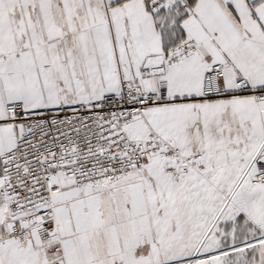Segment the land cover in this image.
Segmentation results:
<instances>
[{
  "label": "crops",
  "instance_id": "obj_1",
  "mask_svg": "<svg viewBox=\"0 0 264 264\" xmlns=\"http://www.w3.org/2000/svg\"><path fill=\"white\" fill-rule=\"evenodd\" d=\"M185 4L151 13L144 0H0V156L25 131L7 103L28 111L90 105L117 94L121 78L155 93L157 72L141 79L140 71L161 67L182 41L196 44L194 55L161 69L168 102L145 109L127 135L154 131L183 153H200L205 173L177 177L153 156L108 188L62 180L52 201L63 264H184L190 255L247 250L254 231L264 239V184L251 181L264 101L234 94L240 76L264 89V0ZM215 63L226 66L227 94L204 99ZM2 201L0 193V264L55 260L60 253L35 232L25 243L8 236Z\"/></svg>",
  "mask_w": 264,
  "mask_h": 264
},
{
  "label": "built area",
  "instance_id": "obj_2",
  "mask_svg": "<svg viewBox=\"0 0 264 264\" xmlns=\"http://www.w3.org/2000/svg\"><path fill=\"white\" fill-rule=\"evenodd\" d=\"M144 2L151 13L182 3V7H187L185 0ZM195 51L194 41H182L163 56L161 67L140 71L141 79L150 76L151 71L157 72L155 93L144 92L138 83L121 78L117 94L90 105L28 111L22 102L7 103L5 110L12 122H21L25 127L15 146L0 156L2 206L12 223L8 236L25 243L30 233L35 232L47 251L60 253L46 264H63L52 201L61 189L62 180L70 181L79 190L108 188L128 172L143 167L153 156L169 161L165 170L177 177L205 173L200 153H183L154 131H149L142 140L127 135V128L145 109L168 102L161 69L194 55ZM225 69L222 63L209 67L202 85L204 99L227 94L220 87ZM234 94L264 101V89L253 87L242 76L235 80ZM255 163L257 169L251 181L264 184V134Z\"/></svg>",
  "mask_w": 264,
  "mask_h": 264
},
{
  "label": "rangeland",
  "instance_id": "obj_3",
  "mask_svg": "<svg viewBox=\"0 0 264 264\" xmlns=\"http://www.w3.org/2000/svg\"><path fill=\"white\" fill-rule=\"evenodd\" d=\"M259 235L254 231L253 245L247 250L226 255H190L184 264H264V239L259 240Z\"/></svg>",
  "mask_w": 264,
  "mask_h": 264
}]
</instances>
